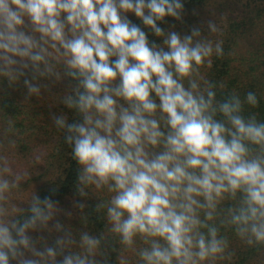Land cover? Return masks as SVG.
I'll return each mask as SVG.
<instances>
[{
  "label": "clouds",
  "instance_id": "9594fccd",
  "mask_svg": "<svg viewBox=\"0 0 264 264\" xmlns=\"http://www.w3.org/2000/svg\"><path fill=\"white\" fill-rule=\"evenodd\" d=\"M184 13L183 0H0V82L22 84L30 99L68 81L62 103L74 118L50 119L79 166L77 192L108 194L95 211L138 264L231 261L229 234L264 248V119L246 109L259 99L202 74L223 57V41L162 27ZM207 29L220 32L215 20ZM20 179L0 155V264H108L104 234L77 239L50 196L33 194L15 217ZM50 224L59 233L51 245L32 235Z\"/></svg>",
  "mask_w": 264,
  "mask_h": 264
},
{
  "label": "trees",
  "instance_id": "16d2710c",
  "mask_svg": "<svg viewBox=\"0 0 264 264\" xmlns=\"http://www.w3.org/2000/svg\"><path fill=\"white\" fill-rule=\"evenodd\" d=\"M185 13L183 21L167 19L162 25L166 30L174 27L181 35L189 33L192 27H199L202 33L213 41L222 40L223 57H212V64L202 66V74L207 79L224 85L223 92L236 91L243 97L248 91L256 93L259 105L246 106L264 119V0H183ZM133 23L144 25L129 13ZM215 20L220 32L211 34L207 22ZM150 40L161 41L148 29ZM68 81L56 84L50 89H42L40 96L25 99L26 89L22 84L14 89L7 82H0V155H7L14 169L21 175L19 186L13 189L9 198V208L17 218H24L33 194L42 198L50 196L59 202L62 209L58 219L79 239V233L88 231L98 235L103 233L107 244L102 246L108 264H138L135 251L121 250L118 243L107 231L103 213H97L95 206L106 200V192L91 190L87 197L79 196L76 185L79 166L71 157V148L64 141V133L58 130L50 119V113H63L72 122L74 113L67 109L62 98ZM221 90L218 88V94ZM11 121L14 131L8 132ZM16 141L14 147L8 140ZM39 157V159H37ZM78 201L86 207L79 209ZM69 213L70 215H66ZM50 230L32 233L37 239L51 245L59 235ZM230 250L234 251L231 261L221 264H264V248L248 247L233 234H229ZM42 247L41 245H38ZM140 245L138 244L137 247ZM115 248V251H113ZM103 260V257H97Z\"/></svg>",
  "mask_w": 264,
  "mask_h": 264
}]
</instances>
